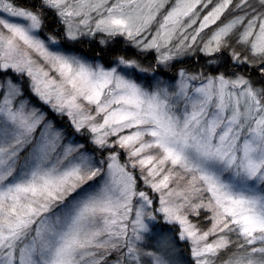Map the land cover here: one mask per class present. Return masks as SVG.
Returning a JSON list of instances; mask_svg holds the SVG:
<instances>
[{
	"label": "snow or ice",
	"instance_id": "snow-or-ice-1",
	"mask_svg": "<svg viewBox=\"0 0 264 264\" xmlns=\"http://www.w3.org/2000/svg\"><path fill=\"white\" fill-rule=\"evenodd\" d=\"M0 264H264V0H0Z\"/></svg>",
	"mask_w": 264,
	"mask_h": 264
}]
</instances>
